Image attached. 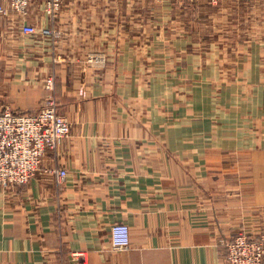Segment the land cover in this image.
Here are the masks:
<instances>
[{
	"label": "crops",
	"instance_id": "obj_1",
	"mask_svg": "<svg viewBox=\"0 0 264 264\" xmlns=\"http://www.w3.org/2000/svg\"><path fill=\"white\" fill-rule=\"evenodd\" d=\"M43 2L0 17V111L34 113L52 96L70 132L26 184H0V264H226V239L264 231L262 23L236 57L235 77L258 82L245 97L223 80V43L164 36L140 7L118 18L128 0H63L54 20ZM94 50L103 65L84 62ZM114 223L129 248H111Z\"/></svg>",
	"mask_w": 264,
	"mask_h": 264
},
{
	"label": "built area",
	"instance_id": "obj_2",
	"mask_svg": "<svg viewBox=\"0 0 264 264\" xmlns=\"http://www.w3.org/2000/svg\"><path fill=\"white\" fill-rule=\"evenodd\" d=\"M216 3L219 0H209ZM63 0H44L45 14L54 20L61 9ZM30 0H0V17L14 12L20 16L27 14ZM24 33L51 36V28H37L23 24ZM57 33V32H56ZM97 56V55H96ZM99 65L106 62L105 55L99 57ZM54 76H48L45 89L51 91ZM69 121L60 114L57 103L51 96L34 113H21L9 107L0 111V184L17 186L26 184L38 170L47 148L56 150L68 137ZM60 186L67 177V170H50ZM111 248L123 250L129 248V227L125 223H114L110 229ZM226 264H264V232L249 236L238 232L224 241ZM64 264H76L70 260Z\"/></svg>",
	"mask_w": 264,
	"mask_h": 264
},
{
	"label": "rangeland",
	"instance_id": "obj_3",
	"mask_svg": "<svg viewBox=\"0 0 264 264\" xmlns=\"http://www.w3.org/2000/svg\"><path fill=\"white\" fill-rule=\"evenodd\" d=\"M251 1L219 0L213 3L209 0H128L126 4H128V8H131L129 9L130 12L116 13V16L118 18H123L124 16L129 18L130 15L134 17L136 14L133 12H135L137 7H140L142 8L141 15L146 22L151 24L158 21L163 22L165 28L163 30L164 36L167 34L171 36V34L176 35L180 33L185 35L191 33L199 41L205 38L217 41L218 44L223 43V53H227L229 56L228 60H223V68L227 71V75L223 77V80L224 82H235L238 80V84L244 88V95L246 97L250 96L253 92V89H251L252 85L258 82L246 76L243 78L235 77L234 66L236 57L241 54L242 48L245 51L246 49L251 50L249 43H244L246 46H240V44L244 41L251 42V40L256 38L253 30H257L258 25L260 26L262 23L264 27V0L261 1V4L259 3L260 6ZM72 2H75V0H72ZM123 2L124 0H116L117 5H123ZM138 18H134V20L137 22ZM148 27L147 36L152 31L151 27ZM222 34L223 36H220ZM259 37L264 39V30L262 34L258 35L256 40ZM262 46L263 48L260 52L261 56L264 57V45ZM121 47L124 48L125 46H120V49ZM104 55L107 61L105 51L103 50L87 52L84 56V62L91 66H99V57ZM247 68L248 70H252L251 67ZM260 78L262 79L261 76ZM259 92L261 93V91ZM62 115L65 116L64 114ZM226 161L229 167H234L235 163H239V160L236 162L233 156L226 158ZM242 163L248 166L249 161L245 158ZM239 232L245 231L240 230Z\"/></svg>",
	"mask_w": 264,
	"mask_h": 264
}]
</instances>
